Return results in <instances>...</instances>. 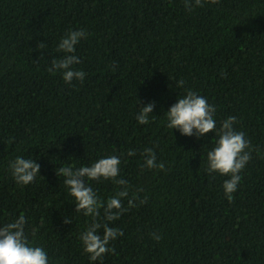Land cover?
<instances>
[{"label":"trees","instance_id":"obj_1","mask_svg":"<svg viewBox=\"0 0 264 264\" xmlns=\"http://www.w3.org/2000/svg\"><path fill=\"white\" fill-rule=\"evenodd\" d=\"M184 3L0 0V225L23 213L49 264H264V0L192 11ZM69 30L87 32L74 66L85 78L70 84L48 70ZM187 89L215 106L217 129L235 116L251 142L231 202L223 189L230 177L207 172L216 134L167 127V111ZM150 102L149 123L140 125L139 108ZM146 148L164 170L145 167ZM113 155L130 195L143 191L110 225L124 233L109 245L115 253L92 262L80 240L91 219L76 212L57 169ZM17 156L35 159L41 177L17 184L9 168ZM89 183L105 201L120 190L111 180Z\"/></svg>","mask_w":264,"mask_h":264},{"label":"clouds","instance_id":"obj_2","mask_svg":"<svg viewBox=\"0 0 264 264\" xmlns=\"http://www.w3.org/2000/svg\"><path fill=\"white\" fill-rule=\"evenodd\" d=\"M208 2L216 4L218 0H185L184 6L186 10L192 11L195 7H203L204 3ZM86 37V30H69L61 38L57 48L58 52L64 53L63 57L53 59L48 70L62 72L63 80L66 83L70 84L73 80L82 82L85 73L74 67L81 63L75 50L80 41ZM44 46V43H40L37 48ZM184 84L185 81L181 79L178 81L177 87L183 88ZM154 108V102L139 108L136 116L137 122L140 125H147ZM215 112V106L209 104L206 97L187 89L185 94L178 98L177 102L167 111V127L179 130L181 135L188 137H191L194 132L197 138L205 137L209 133L216 134V145L207 154V172L230 177L225 180L223 189L227 199L231 202L232 194L237 191L242 179L240 173L251 160V142L246 139L244 132L235 130L234 125L237 123L235 116H229L223 120L220 128L217 129ZM127 155L135 156L136 152L129 150ZM143 156L145 167L164 170L165 165L157 163L154 149H144ZM120 165V158L113 155L101 158L90 166L75 168L69 165L57 169V175L65 178L64 183L76 201V212H82L85 217L91 219L87 229L81 233L80 240L85 253L88 254L92 262L102 261L106 254L115 253V248L109 247V245L117 238L122 237L124 233L118 227L110 225L119 220L129 208L136 206L139 193L143 191V189H139L130 195L131 186L123 178H118ZM9 168L13 179L20 185L33 183L41 170L35 159L23 156H17L15 160L11 161ZM101 180H111L120 188L114 196L109 197L106 201L97 195L89 183ZM125 200L127 208L124 207ZM139 203H147V197L139 200ZM64 223L69 224L71 220L65 219ZM26 226L27 218L23 213L14 220L0 225V264H49V257L45 249L30 242L26 234ZM33 235H35L34 230ZM152 237L157 242L162 239L157 233H153Z\"/></svg>","mask_w":264,"mask_h":264}]
</instances>
